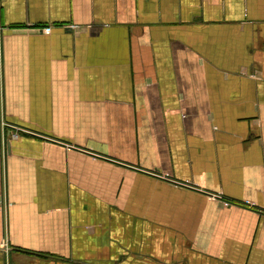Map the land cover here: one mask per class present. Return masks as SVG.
I'll use <instances>...</instances> for the list:
<instances>
[{
	"label": "crops",
	"instance_id": "obj_1",
	"mask_svg": "<svg viewBox=\"0 0 264 264\" xmlns=\"http://www.w3.org/2000/svg\"><path fill=\"white\" fill-rule=\"evenodd\" d=\"M0 264H264V0H0Z\"/></svg>",
	"mask_w": 264,
	"mask_h": 264
},
{
	"label": "built area",
	"instance_id": "obj_2",
	"mask_svg": "<svg viewBox=\"0 0 264 264\" xmlns=\"http://www.w3.org/2000/svg\"><path fill=\"white\" fill-rule=\"evenodd\" d=\"M7 129H11L13 132L12 133H7ZM11 132V131H10ZM26 132L23 128L15 127V126H8L7 124L3 125V137H4V143H8L9 140H17L21 137L22 133ZM157 177L162 178L168 182H171L172 184L179 186V187H190L189 182H179L175 179H173L169 174H162L158 175ZM226 206H231L229 202H224Z\"/></svg>",
	"mask_w": 264,
	"mask_h": 264
}]
</instances>
